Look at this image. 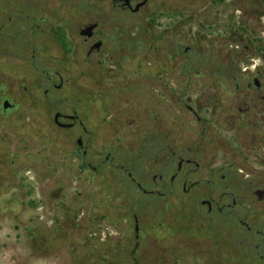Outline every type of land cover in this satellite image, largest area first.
Masks as SVG:
<instances>
[{"label": "rangeland", "instance_id": "1", "mask_svg": "<svg viewBox=\"0 0 264 264\" xmlns=\"http://www.w3.org/2000/svg\"><path fill=\"white\" fill-rule=\"evenodd\" d=\"M161 2L152 14L151 54L127 62L118 76L102 73L105 65L116 70L111 60L99 67L85 59L81 44L69 40L64 51L57 37L37 43L38 68L28 49L0 54V264H264L255 247L260 236L247 231L242 246L238 223L210 219L200 203L206 186L146 194L127 175L128 167L139 169L141 151L142 164L157 173L171 158L163 147L175 149L181 130L185 142L199 147L201 162L215 157L217 167L247 163L264 173V161H245L242 154L264 152V87L241 91L232 79L245 68L254 73L264 58V0ZM80 21H70L69 35ZM47 41L49 53L42 48ZM43 68L57 70L55 83L61 76L62 86L45 93ZM186 103L208 119L205 135ZM60 111H76L87 126L93 136L87 159L102 163L98 169L86 164L77 143L87 133L80 125L58 126ZM110 150L114 157L102 162ZM223 173L229 177L223 169L216 179ZM205 177L208 172L199 174ZM224 183L255 201L250 218L264 216L249 184ZM145 188L167 189L151 178Z\"/></svg>", "mask_w": 264, "mask_h": 264}, {"label": "flooded vegetation", "instance_id": "2", "mask_svg": "<svg viewBox=\"0 0 264 264\" xmlns=\"http://www.w3.org/2000/svg\"><path fill=\"white\" fill-rule=\"evenodd\" d=\"M60 1L62 5L56 7L55 0H32L31 3L22 4L21 6L14 3V0H0V54L18 53L23 48L28 49L33 63L38 68L41 65L37 61L39 58L37 54V43L44 38L51 39L57 37L58 43L61 44L64 51L70 50L68 46L66 47V42L69 40L73 41L77 46L81 44L85 59L91 61L92 64H97L101 67L104 65L103 60H111L114 62L116 70H108L106 65L103 66L102 73L107 76H118L117 74H120V71L126 68L127 62L146 58V56L151 54L152 14L157 11V8H161V0ZM75 18L82 19V21L78 23L76 33L69 35L67 29L70 27V21ZM49 45V41L43 44L42 48L45 52L49 50ZM187 50L186 48L185 51ZM47 57L52 58L51 54L47 55ZM255 68L254 73L247 71V68H245L240 77L237 75L232 77L238 90L261 91L264 87V58H262L260 63L256 64ZM43 73L46 75L45 93H48L52 86H56L57 88L62 86L63 79L61 76L60 85L55 83V76L59 75L57 70L43 68ZM250 76H252V79ZM251 96L252 93L244 94L245 99ZM261 97L264 98V95L261 94ZM183 98L181 95L179 100L182 107L184 105ZM186 106L195 115V120L202 125L201 133L205 135L208 119H202L192 105L186 103ZM68 115H75V118H70ZM242 120H240L241 123ZM55 122L58 126L66 129L81 126L83 132L88 135L86 141L82 135L77 138L79 148L82 150L83 159L88 166L93 169H98L102 163L93 165L87 159L93 136L90 134L83 120L80 119L79 114L76 111H73L71 114L61 112L55 118ZM183 122L184 120L181 119L182 126ZM61 123L66 125H62ZM257 123L255 124L257 125ZM184 136L181 130V137L178 138V145L175 149L171 147L168 149V144H165L166 147L163 148L165 151L167 149L165 152L166 156L170 154L171 158L164 162L157 173L151 175L149 169H146V165L142 164L147 157H144L145 153L143 155L141 151L139 154L140 159L137 161L139 169L136 170L128 167V177L144 193L163 196H167L168 192L172 189L176 191L180 189L182 192L189 193L195 191L202 185L206 186L207 195L201 199L200 203L206 209L210 219L218 217L228 224L231 221L238 223L241 231H246L245 233L241 232L242 239L240 243L242 246L248 243L246 237L247 231L254 232L257 236H260L261 238H258L259 240L255 247L257 249V256L261 261H264V216L250 218L249 215L253 214L254 209L252 204L255 202L252 200V197H249L247 192L237 197L236 192L229 189L228 183L221 184L227 178H233L235 181L249 184L253 188V193L256 194L254 197L258 198L255 207L262 210L264 209V173L259 174V171L252 170L247 166V163L242 164L236 170L230 164L226 167H217L214 162L215 157L210 158L209 162H201L197 157L200 154L199 147L194 148L193 144L185 142ZM164 139L166 140V138ZM113 152L114 150H110L106 157L102 159V162H106L111 157H114ZM242 154L245 161H264V152L261 150V147L250 149V151L244 150ZM223 169L230 172L229 177L223 173L221 179L217 180L216 171L220 172ZM246 170H249L250 173H247L243 177L237 173V171L242 172ZM261 171L264 172V167ZM201 172H208L212 178H199ZM253 176H256L258 180L254 179ZM150 178L153 179L154 185H161V187H165L166 185L167 189L145 188ZM215 191H219L218 197L215 196ZM250 206L253 208L252 210H249ZM134 219L137 221L134 226V231L136 232V237H138V232L141 228L137 214L134 215ZM249 219L259 221L254 224ZM113 229H115L114 224ZM109 235V233L102 235V244H106ZM115 235L112 233L111 237L116 240L119 237V232L116 231ZM135 251L136 248L133 250V253Z\"/></svg>", "mask_w": 264, "mask_h": 264}, {"label": "water", "instance_id": "3", "mask_svg": "<svg viewBox=\"0 0 264 264\" xmlns=\"http://www.w3.org/2000/svg\"><path fill=\"white\" fill-rule=\"evenodd\" d=\"M60 114H61V112L56 113L55 118H57ZM68 117H70V118H75V115H68ZM61 124H62V125H66V124H64V123H61Z\"/></svg>", "mask_w": 264, "mask_h": 264}]
</instances>
